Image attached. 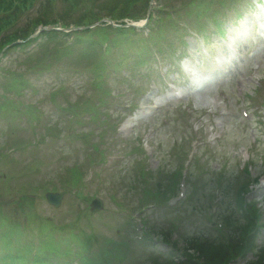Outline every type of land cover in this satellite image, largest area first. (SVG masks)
<instances>
[{"label": "rangeland", "instance_id": "rangeland-1", "mask_svg": "<svg viewBox=\"0 0 264 264\" xmlns=\"http://www.w3.org/2000/svg\"><path fill=\"white\" fill-rule=\"evenodd\" d=\"M115 1L97 0L94 5L109 8ZM164 1L166 5L182 7L185 0ZM212 1L226 24L235 18V12L242 13L240 20L244 21L245 16H250L251 7L257 6L256 0L201 3ZM89 3L78 6L75 15L83 13ZM119 3L127 5L125 0ZM62 7L63 2H58L54 11L61 12ZM89 8L93 15L99 14ZM258 8L256 17L262 20L264 8L263 13ZM67 9L68 14L72 13V7ZM187 11L195 30L204 27L199 24L197 7ZM85 18L92 20L91 16ZM129 30L128 37L136 39L137 31ZM107 36L116 35L98 29L84 34L83 42L68 46L64 45L69 38L46 37L32 52H27V46L13 49L15 53L10 57L7 54L0 65V216L3 219L5 214L7 218L3 225L0 223V229L15 234L20 246L29 245L31 257L42 255L40 244L48 242L46 235L51 230L56 240L62 237L60 247L67 250L68 245L75 244L81 251L80 242L88 238L87 248L91 247L92 253L89 249L87 252L91 257L77 259L73 254L70 264H161L154 245L137 236L141 231L139 223L135 226L134 220L127 218L137 212L136 217L143 219L155 235L174 230L173 238L178 239L179 247H183L184 236L193 234L225 241L228 226L231 229L244 221L240 217L226 225L222 218L234 208L236 190L247 178V198L257 202L264 224V51H259L264 36L255 38L250 48L256 60H248L245 50L242 56L250 67L234 68L225 86L172 99L170 105L161 104L150 121L139 120L128 135L122 130L127 112H137L140 107L135 102L145 98L149 90L147 95L154 99L157 89L153 87L164 85V81L156 66H150L152 62L139 64L138 55L144 56L145 52L137 51L142 46L130 40L119 47L123 64L115 54H109L105 61L109 64H103L108 76L96 75L81 52L85 45ZM119 37L122 43L123 38ZM254 62L259 68L252 71ZM164 63L168 80L174 73L177 83L175 63ZM178 101L190 104L181 118L178 111L167 112ZM127 103L130 108L124 109ZM118 104L121 107L114 113L113 107ZM211 106L215 109L209 113ZM164 114L171 116L165 125L160 120ZM193 120L200 126L198 140L188 138ZM216 120H221V124H213ZM250 127L257 136L255 142L248 134ZM212 132L216 133L214 139ZM142 143L148 154L142 151ZM191 146L197 154L191 159L185 178V195L171 201L170 197L180 191L181 173ZM248 155L253 166L246 172L242 166ZM72 173L80 180L74 181ZM255 177L257 181L253 180ZM47 191L63 192V202L53 207L46 200ZM165 192L167 198L163 197L161 203L155 201L153 193L162 198ZM97 196L104 198V208L91 212V199ZM14 222L20 227L16 229L14 224L6 228ZM259 235V241L264 242V227ZM4 250L0 242V257ZM54 260L53 264L58 261Z\"/></svg>", "mask_w": 264, "mask_h": 264}, {"label": "trees", "instance_id": "trees-1", "mask_svg": "<svg viewBox=\"0 0 264 264\" xmlns=\"http://www.w3.org/2000/svg\"><path fill=\"white\" fill-rule=\"evenodd\" d=\"M32 1L34 0H0V32H5L4 36L0 39V49L5 47L7 43L12 41L15 37L18 39V37L25 38L28 36L27 34L20 33L17 29L13 32L14 35L11 37L10 32L7 30L9 26L11 24L14 25L20 15L32 5ZM50 4V0L40 1L39 11L41 13L37 18H41L33 22L30 20L26 27H28L29 24L34 27L40 23H48L49 21L45 19V16L50 10ZM251 206H249L248 211L255 215ZM249 213L244 215L247 222L232 228L230 233H228L226 243L222 241H213L207 237H204V239L193 237L188 240V248L194 251L188 252L186 250L183 261L176 264H264V245L261 247L255 245L254 240L257 236L255 231L256 224H254L253 221L254 217L252 218V214ZM229 219L235 221L239 218L229 217ZM252 231H254V233ZM250 251H254V258L241 262L235 259L237 257H244Z\"/></svg>", "mask_w": 264, "mask_h": 264}, {"label": "water", "instance_id": "water-1", "mask_svg": "<svg viewBox=\"0 0 264 264\" xmlns=\"http://www.w3.org/2000/svg\"><path fill=\"white\" fill-rule=\"evenodd\" d=\"M60 196H61V194H59V193H58V194H53V193H48V194H47L48 200H50L51 202H53V203L56 204V205L58 204L57 201H58V198H59ZM97 203H98V205H99L98 208L101 207V202L98 201Z\"/></svg>", "mask_w": 264, "mask_h": 264}]
</instances>
